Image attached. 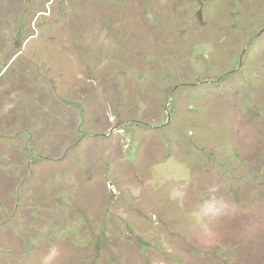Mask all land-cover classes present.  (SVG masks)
I'll return each mask as SVG.
<instances>
[{
    "label": "rangeland",
    "instance_id": "rangeland-1",
    "mask_svg": "<svg viewBox=\"0 0 264 264\" xmlns=\"http://www.w3.org/2000/svg\"><path fill=\"white\" fill-rule=\"evenodd\" d=\"M0 264H264V0H0Z\"/></svg>",
    "mask_w": 264,
    "mask_h": 264
},
{
    "label": "water",
    "instance_id": "water-1",
    "mask_svg": "<svg viewBox=\"0 0 264 264\" xmlns=\"http://www.w3.org/2000/svg\"><path fill=\"white\" fill-rule=\"evenodd\" d=\"M111 187H112L111 192H112V193H116V191H115V189H114L115 187H114L113 184H111Z\"/></svg>",
    "mask_w": 264,
    "mask_h": 264
},
{
    "label": "trees",
    "instance_id": "trees-1",
    "mask_svg": "<svg viewBox=\"0 0 264 264\" xmlns=\"http://www.w3.org/2000/svg\"><path fill=\"white\" fill-rule=\"evenodd\" d=\"M197 1H199V0H197Z\"/></svg>",
    "mask_w": 264,
    "mask_h": 264
}]
</instances>
